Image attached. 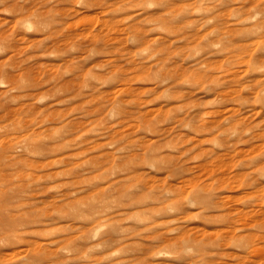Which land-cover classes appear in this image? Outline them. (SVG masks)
<instances>
[{"label": "rangeland", "instance_id": "1", "mask_svg": "<svg viewBox=\"0 0 264 264\" xmlns=\"http://www.w3.org/2000/svg\"><path fill=\"white\" fill-rule=\"evenodd\" d=\"M0 264H264V0H0Z\"/></svg>", "mask_w": 264, "mask_h": 264}]
</instances>
